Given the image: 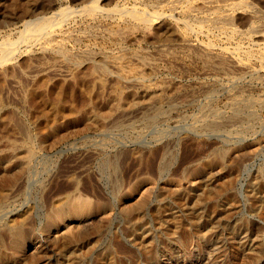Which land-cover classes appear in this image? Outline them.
<instances>
[{
  "label": "rangeland",
  "instance_id": "1",
  "mask_svg": "<svg viewBox=\"0 0 264 264\" xmlns=\"http://www.w3.org/2000/svg\"><path fill=\"white\" fill-rule=\"evenodd\" d=\"M91 1L0 0V13L7 14L5 19L0 16L4 20L0 22V43L8 37L16 40L21 20L49 18L64 8L76 11ZM98 2L105 10L157 9L167 16L162 14L145 26L109 13L88 18L75 12L53 32L52 46L47 41L28 40L18 46L11 60L0 62V159L9 166H31L28 178L12 187L15 196L0 214V222L29 211L28 242L46 239L53 196L69 191L77 182L82 195L113 206L110 224L97 239L99 248L84 264H97L99 250L104 247L116 264H264V205L259 209L253 206L254 187L264 185V67L254 62L257 71H244L230 56L207 61L196 43L213 38L216 47L225 46V33L215 29L209 35L203 33L207 38L202 34L182 38L173 21L180 14L170 10L169 0ZM246 2L249 9L232 12V25L247 31L255 21L259 33L253 34V41L255 48L260 47L264 42V0ZM197 6L196 13L203 12L204 7ZM23 9L34 16L23 18ZM138 69L145 79L129 81L128 76ZM239 96L262 104L259 101L251 107L255 113L251 118L235 122L219 119L225 124L214 131L204 130L203 120L212 119L209 110L225 116L230 113L231 100ZM254 143L258 144L256 150H250ZM236 146L246 151L229 155L223 174H214L221 185L213 194L215 199L219 193L231 198L235 209L220 227L198 230L192 216L181 208L186 198L183 193L193 185L189 174L208 157ZM201 177L208 178L203 173ZM143 178L154 182L148 194L147 187L137 183ZM175 180L184 190L181 195L165 190L166 185L173 187ZM134 184L137 188L132 197L146 203L139 218L150 232L147 253L133 244L131 225L136 220L126 217L119 200L121 193L129 199ZM212 206L208 203L203 208V222ZM166 208L175 211L176 217H158L156 209L165 212ZM4 238L10 246V238ZM48 239L44 242L47 249L53 245L54 250ZM47 257L55 256L49 252ZM55 262L52 258L43 263Z\"/></svg>",
  "mask_w": 264,
  "mask_h": 264
},
{
  "label": "bare ground",
  "instance_id": "2",
  "mask_svg": "<svg viewBox=\"0 0 264 264\" xmlns=\"http://www.w3.org/2000/svg\"><path fill=\"white\" fill-rule=\"evenodd\" d=\"M98 1L99 0H93L90 3H88V5H86L85 7L82 6L83 8L81 7V9L76 10V11H74L75 9L71 10V9H65L64 8L63 9L64 11L61 10L62 12H58L56 14L54 13V15L49 16V18H45V17L43 18V17L35 16L37 18L30 19V20H21V22H20L21 26H19V27L16 26V29L21 28V30L19 31V35L16 38V40L8 37L7 40H4L0 43V62L5 61L4 63H6L7 62L6 60L13 58V56L18 51V48H19L18 46L21 43H25V42L27 43L28 40H32V41L34 40L36 42L47 41L48 42L47 45L50 44V46H52L53 40L51 37H52L53 32L57 28L62 26V24L65 23L72 15L75 16V14H74L75 12L77 14L79 13V14H82L83 16H87L88 18H89V16L91 17V16L103 15V14L109 13V14H112V15L117 16L119 18H123L126 20L128 19L129 22L131 21L134 24H142L145 26H148L151 23H153L154 21H156V19L161 18L160 16L162 14H165L167 16V14L163 13L162 11H161L162 14L160 15V13L158 11H156L157 9L153 12H150L148 10L144 11V10H146L145 8L143 11L138 10V9L127 10V8L124 10V9H120L117 7H115L114 9L105 10L103 7H101L99 5ZM28 2H30V1H28ZM140 3H142V2H140ZM167 3H168L167 6L170 7V10L172 12L178 11L180 14V17L179 16H178L179 18L176 17L178 19H175L173 21H174V24L178 28L181 29V35H182L181 37L182 38L183 37L185 39H188L191 37L193 38V36H195L194 34H196L197 36L202 34V35H205L207 38L208 37L207 35H209V31L212 33V30H215V29L221 30V32L225 33L224 34L225 35L224 37L226 38V43L224 42L226 44L225 46L216 47L217 45L215 46V44H214L215 41L213 40V38L212 39L210 38V40H208L207 42L204 41L203 43H196L198 50L206 56L207 61L210 62V59H213V57H215V56H220V58L230 56L231 58H229V57L228 58L232 59L233 64L235 66L241 67V69H243L244 71H248V72L252 71V70H253V72L257 71L258 69H254V67H253L254 62L257 63L259 68L263 69V67H264V42L262 44L261 43L259 44L260 47L257 46L255 48L254 41H253V34L257 33V32L259 33V30H258L259 28H258L257 23L255 21L254 22L252 21V23H250V27L247 31H238V30H236L237 28L235 29V27L232 25V12L234 14L235 10L245 9L247 7L246 0H169V2H167ZM198 4H200V6H199L200 8H201V6H202V8L204 7L203 12L196 13L197 12L196 7H198L197 6ZM164 8L165 7H163V9ZM246 9H249V8H246ZM18 10H19V8H18ZM25 10L23 9V11H24L23 18L27 19V18H30L31 16H34L33 15L34 13L32 11L31 12L27 11L28 8H27L26 12H25ZM41 13H42V11H41ZM43 13H45V11ZM169 14H171V16L174 15L173 13H169ZM0 16L2 17V19H5L7 17V14L5 15L4 13L3 14L0 13ZM171 16L169 15L168 17H171ZM50 17H52V18H50ZM10 19L14 20L15 17H13V15H12V17H10ZM3 21L4 20H0V22H3ZM66 23H68V22H66ZM105 28L107 29L108 27H105ZM119 31H121V30H119ZM16 32H18V31H16ZM203 33H206L207 35L203 34ZM216 35H219V34H216ZM216 37H218V36H216ZM61 38H63V37H61ZM185 39L183 41H185ZM201 42H202V40H201ZM50 46H48V47H50ZM193 49H194V47H193ZM194 52H196V51H194ZM86 54H88V53H86ZM137 57H139V56H137ZM117 58H119V57H117ZM217 58H219V57H217ZM203 60H204V58H203ZM142 62L144 64L147 63L145 58H142ZM105 63L106 62H104V64ZM222 63H223V60H221V64ZM116 64H118V63H116ZM119 64H121V63L119 62ZM96 67H98V66H96ZM261 72H262V70H261ZM143 74L140 72V70L135 71V73L133 72V75L131 77L128 76L127 79L128 80L130 79V80L143 81L145 79ZM247 74H249V73H247ZM258 76H260V75L258 74ZM261 78H263V77H261ZM239 80H238V82H239ZM232 82L235 83L236 81L235 82L232 81ZM210 91H207L209 93V95H210ZM259 101L260 100L254 99L252 97L251 98L250 97H244V96L236 97V98L232 99L231 102L229 103L230 113L227 115L224 114L225 116H222L223 114H220L218 111H215L214 109L209 110L210 113H212L211 114L212 119H209V120L204 119L203 120L204 130L214 131V130L218 129L221 124H225V122L224 123L219 122L218 121L219 119H222L223 121H226V122H233V121L235 122V121L244 120L246 118H251L253 116V114H255V113L252 114L253 111H251V107H253V105L255 106L256 103H259ZM211 103H212V101H211ZM260 103L262 104V101H260ZM157 109H159V108H157ZM221 113H223V112H221ZM243 114H245V115L242 117ZM150 120H152V119H150ZM230 124H232V123H230ZM225 127H227V126H225ZM201 129L199 131H201ZM24 130L26 131L27 129H24ZM257 145H258L257 143L251 144L250 150H256ZM244 151H246V148H244L242 146H236L230 150H221V151L217 152L215 155L208 157L209 159H207L202 164L200 163L201 165H199L198 167L196 166L195 170L189 174L190 175L189 178L191 179V182L193 183V185H192V188L190 190H188L184 193H183L184 190L181 188V186H179L180 181H176V180H175L176 182L173 181V183H174L173 187L171 185L170 186L164 185L165 190L169 191L170 193H172L175 196H177L179 194L181 195L182 193L184 194V196L186 197L185 201H184L185 204L182 205L181 208L183 211L189 213V215L192 216L191 221H192L193 225L196 227V229H198V230L202 229L204 226H207L208 228H214L216 226H219L220 223H222V222L224 223L225 221H227L228 217L232 214L235 207H234V202L231 198H228V197L225 198V195H223L221 193H219V195L217 196V199H215L213 197V194L215 193L217 186L220 184L219 183V177L217 179L216 178L217 176H216L215 178L217 180H215L214 174H216V175L218 173L223 174L225 166L228 163L229 155L245 153ZM31 158H32V156H31ZM30 167H31L30 165H27L24 163H16V165H13V166L10 165L9 166L8 164H6V161L4 158L0 159V214L2 212H4V210H6L7 207L10 206V199L15 194V193H13L12 187L16 186L19 181L21 182L22 180L24 181V179L28 178L29 173H30ZM202 173L206 174L208 176V178L201 177ZM149 177H150V175H149ZM69 179H70V177H69ZM217 181H218V183H217ZM137 183L138 184L142 183V184H140V186L147 187L145 189L146 190L145 194H148L150 192L152 186H154V182L151 181L150 179L144 180V178H143L142 180L138 181ZM255 183H258V181ZM170 184H171V182H170ZM136 185L137 184L130 186L131 188L129 190V194H130L131 198L129 196V199H126V194L121 193L119 196V200L121 203L122 211L126 215V217L127 216H133L136 220L134 222V224L131 225V232H132L131 237H132L133 244L138 249H140L141 251L147 253L150 250V239H151L150 232H149V229L146 227V225L143 224L139 218V216L143 212L144 208L146 207V203H145V201H142L140 199L136 200L135 197H132L131 194L135 191L134 189L137 188ZM164 186H162V187L164 188ZM260 186L258 184V186L254 187V190H253V192H254V205L253 206H255L254 207L255 209H259V207L264 205V185L261 187ZM21 187H23L22 184H21ZM78 187H79V184L77 182H75L74 184H72L71 189L68 188V190L70 189L69 191H67L65 193H61V194L59 193L60 195L57 194V196H53V194L51 195L54 198H53V202L51 205V210L47 216V224L45 227V232H47L46 233V235H47L46 239L49 238L47 240V242L49 241L50 243L55 245L54 250H51V248H53V245L50 248V250L47 249L46 245H48V244L44 243V242H46V239H39L38 238L36 240H32L31 243L28 242V235H29L28 231L29 230H27V228H28L27 225H28V218L30 217L29 211H25L22 214H17V213L15 215L12 214L8 219H6L3 222H0V264H40V263L45 262L46 260L50 261L52 258L56 259V262H55L56 264H84L87 256H89L93 251H96L97 248H99V246L97 245L98 244L97 239L100 237L103 228L107 227L110 224V214L113 210V206L110 203L98 200L99 198L96 200V199L90 198L91 196L88 197V196L82 195L80 193ZM231 187H233V186H231ZM185 188H187V187H185ZM251 189H253V188H251ZM60 191H62V190H60ZM14 192H15V190H14ZM136 195H138V192ZM138 198H139V196H138ZM212 198H214L215 200H213ZM208 203L213 204V206L210 208V210H209L210 213L207 214L206 219L203 222L201 220L200 215H201L202 211H204L203 208ZM118 207H119V205H118ZM164 211L165 212H163V211L161 212L158 209H156L155 212L157 213L158 217L161 216V217L173 218V215L176 217L175 211L169 210L168 208H166ZM203 217H204V215H203ZM181 221H183V220H181ZM186 221H185V223H186ZM176 222H177V220H176ZM178 222H180V221H178ZM166 224H167V222H166ZM33 225H34V223H33ZM172 225H174V224H172ZM163 227H165V226H163ZM174 227H175V225H174ZM189 228H191V227H189ZM215 231H216V228H215ZM167 232L168 231H166V233ZM29 233H30V231H29ZM6 235L11 240L10 246H7L5 241H4L5 240L4 237ZM33 237H35V236L33 235ZM34 241H36V242H34ZM29 243H30V245H29ZM99 251H100L99 255H97L98 256L97 257V264H116L115 260L113 259L111 252L108 249H106L104 247V249L99 250ZM49 252L54 253L55 257H47ZM29 258L32 259V262H31V259H29ZM33 258H35L34 260H37L36 258H40V259H38L39 261L37 260V262H38L37 263L36 261L33 260ZM252 260L254 261V259H252Z\"/></svg>",
  "mask_w": 264,
  "mask_h": 264
}]
</instances>
